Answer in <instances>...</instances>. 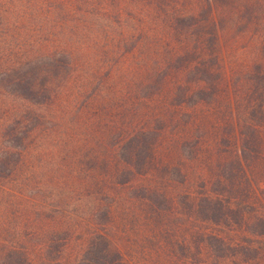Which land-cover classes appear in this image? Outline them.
Returning a JSON list of instances; mask_svg holds the SVG:
<instances>
[{"label":"trees","instance_id":"1","mask_svg":"<svg viewBox=\"0 0 264 264\" xmlns=\"http://www.w3.org/2000/svg\"><path fill=\"white\" fill-rule=\"evenodd\" d=\"M133 1L139 11L116 13L121 24L120 48L127 49L129 38L137 36L138 49L146 48L147 54L138 56L137 52L138 70L128 78L108 68L98 38L84 45L77 40L83 30L88 31L85 25L71 23V34L64 29L79 7L89 6L99 14L106 11L105 5L99 7L93 0H0V264L35 263L30 257L32 248L8 236L24 228L34 233L31 226H42L43 211L49 212L45 206L42 209L41 198L45 192L55 197L58 175L55 169L53 174L39 167L36 159L43 155L41 143L52 141L50 136L61 130L47 121L64 118L72 105H82L86 91L77 94L75 86L97 87L98 100L95 95L87 97L92 104L84 108L100 107L108 117L105 106L124 102L130 105L129 113L132 105L155 110L154 103L159 108L171 103L173 112L188 105L214 106L218 113H228L225 128L238 143V156L232 169L221 165L223 176L214 196L204 194L197 201L195 213L213 226L198 235L199 258L206 245L224 264H264V215H249V203L238 195L245 183V196L253 197V178L264 177V60L258 58L229 72L223 49L228 26L250 23L246 28H259L264 36V0ZM130 17L140 18V25L124 27ZM160 31L167 35L165 42L147 40ZM159 44L165 54L155 51ZM89 52L92 55L84 54ZM63 103L68 104L65 109ZM55 107L60 111H51ZM150 132L143 129L123 144L130 166L143 169L154 163L150 157L147 163V154L143 155V150L150 149ZM141 159L147 164L142 165ZM117 169L113 179L128 182L124 178L132 169L122 170L120 164ZM102 185L99 180L89 188L102 190ZM55 242L53 235L50 245Z\"/></svg>","mask_w":264,"mask_h":264},{"label":"rangeland","instance_id":"2","mask_svg":"<svg viewBox=\"0 0 264 264\" xmlns=\"http://www.w3.org/2000/svg\"><path fill=\"white\" fill-rule=\"evenodd\" d=\"M93 1L99 7L105 5L106 11L99 9L97 14L89 6L79 7L64 29L71 34V23L85 25L89 32L83 30L77 40L84 45L98 38L99 52L106 55L108 68L131 78L138 70V56L141 52L147 54V50L138 49L137 36L129 38L127 49L120 48L121 24L116 13L132 15L139 7L133 0ZM145 19L150 23L148 17ZM249 24L228 26V32L223 33L229 72L258 58L264 60V36L259 34V28H246ZM128 25H140V18L130 17L124 27ZM97 30L101 31L99 35ZM166 36L160 31L146 38L162 43ZM155 51L166 52L160 44ZM74 90L77 94L86 91L82 105H72L65 119L47 121L48 125L55 122L61 130L50 136L52 141L41 143L43 155L36 159L39 167L52 173L55 169L58 175L55 197L45 192L41 198L42 209L45 206L49 212L43 211L42 226H31L34 233L24 228L9 239L31 247L34 264H224L206 245L199 258L198 235L211 231L213 226L202 222L195 210L201 196L215 192L223 176L221 165L224 170L232 169L233 159L238 156V143L225 128L229 120L224 116L228 113H218L214 106L188 105L173 112L171 103L160 108L154 103L155 110L147 105H132L129 113L130 105L124 102L105 106L108 117L100 107L84 108L92 104L87 97L95 95L98 100L97 87L83 90L75 86ZM62 105L65 109L68 104ZM54 110L60 111L58 107L51 109ZM209 115L213 117L204 118ZM143 129L151 131L150 149H142L143 155L147 154L146 161L149 157L155 161L148 166L151 160L145 164L141 159V164L146 165L142 169L128 164L130 154L123 152V144ZM118 164L122 170L133 171L126 173L124 179L128 182L124 184L112 177L118 172ZM99 180L102 190L89 188ZM253 180L256 194L248 199L243 183L238 195L249 203V215H264V177L257 175ZM53 235L56 242L50 245Z\"/></svg>","mask_w":264,"mask_h":264}]
</instances>
